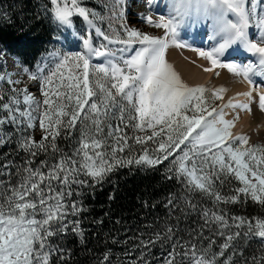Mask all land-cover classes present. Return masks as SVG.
<instances>
[{"label":"snow or ice","instance_id":"snow-or-ice-1","mask_svg":"<svg viewBox=\"0 0 264 264\" xmlns=\"http://www.w3.org/2000/svg\"><path fill=\"white\" fill-rule=\"evenodd\" d=\"M50 2L53 18L61 25L70 28L73 15L82 17L87 38H82V52L52 53L40 62L39 71L31 74L32 80L41 81L42 100L27 88L14 87L20 80L0 74V83L13 85L7 93L0 90V144L11 139L12 133L5 131L11 125L19 133V148L27 153L22 165L9 161L0 166V177L6 178L0 179V264H51L56 255L62 259L65 250L51 238L66 234L70 225L73 233L80 232V221L69 217L77 216L83 208L71 199L88 185L81 177L99 184L117 167L157 166L169 161L172 167L168 171L183 181L184 188L200 191L214 206L236 203L241 196L264 206V145H250L247 136L234 134L238 114L226 119V109L251 111L254 93L259 109L264 110V83L254 79L264 78L262 0H165L164 13L156 19L151 14L143 17L148 25L162 29L161 35L146 34L124 23L125 0H108L105 5L107 32L94 23L105 16L81 6L78 0ZM152 4L153 0H147L146 7L151 10ZM201 27L207 28V40L212 42L207 50L181 39L182 29L195 33ZM250 29L256 32L255 37L250 36ZM93 30L102 38L95 45ZM234 45L256 59L244 64L223 61ZM173 46L188 48L210 62L205 72L227 69L246 82L249 90L218 104L227 89L189 86L166 59ZM94 58L104 59L94 63ZM241 96L245 102H239ZM37 121L45 133L40 142L24 135ZM77 124L75 146L66 152L56 140L61 135L68 139ZM133 144L141 146L142 154L122 155L126 150L133 153ZM40 153L49 158L33 167ZM229 176L240 186L235 194L223 195L216 182L222 186ZM168 203L172 205L171 200ZM186 205L192 211L198 207L191 201ZM200 215L204 224L193 231L208 239V246L177 239L162 264H217V258L229 248L235 255L233 241L241 236L240 229L246 238L264 239V218L233 216L229 223L214 207H201ZM209 224L216 225L215 235L224 237L218 252H212L215 241L202 236ZM233 227L237 231H231ZM160 238L156 233L140 239L137 247L150 250ZM167 238L172 239L171 227ZM178 247L183 248L182 253L177 252ZM144 257L142 250L130 264H150ZM252 259L253 264H264V255Z\"/></svg>","mask_w":264,"mask_h":264},{"label":"trees","instance_id":"trees-1","mask_svg":"<svg viewBox=\"0 0 264 264\" xmlns=\"http://www.w3.org/2000/svg\"><path fill=\"white\" fill-rule=\"evenodd\" d=\"M52 8L50 0H0V53L7 51L19 59L21 67L33 70L41 56L50 52L58 34ZM112 123L115 125L116 121ZM78 129L79 124L68 139L63 135L58 137L57 146L70 152L78 138ZM8 131L12 137L0 144V166L9 161L22 165L27 153L19 148L18 133H14L11 126ZM129 134H132L131 130ZM43 137H35L34 141L40 142ZM149 145H152L151 141ZM140 147L133 144L134 152L130 154L126 150L122 155L139 156L142 154ZM48 158V154L40 153L32 166ZM169 167H172L169 161L157 166L133 164L117 167L99 184H95L91 178L81 177L88 180V185L79 189V194L74 193L71 199L82 204L83 208L77 216L69 217L80 221V232L73 233L70 225L66 234L51 238L53 243L65 250L63 258L53 256L51 264H130L142 250L150 264H162L177 239L191 240L207 247L209 240L197 236L193 231L204 224L201 207H214L229 218V223L233 216L249 220L264 218V206L250 198L245 200L243 196L236 203L221 202L214 206L210 197L200 191L189 192L184 188L183 181L169 172ZM12 171L15 172V168ZM216 184L223 195L235 194L234 190L240 186L231 176L225 179L222 186L219 181ZM169 200L172 205H169ZM186 201L196 203L197 210L192 211ZM177 204L178 207L175 206ZM169 227L172 228L171 240L167 238ZM230 230L237 231L234 227ZM239 231L241 236L233 241L235 255L232 254L233 249L229 248L224 256L217 258V264H224L226 260H230V264H253V257L259 259L264 255V239L246 238L243 236L244 230ZM190 232L192 235H189ZM215 232V224H209L202 231L203 237L215 241L212 252H218L219 245L224 242V237L215 235ZM156 233H160L161 238L150 246V250L137 247L140 239H149ZM177 252L182 253L183 248L178 247Z\"/></svg>","mask_w":264,"mask_h":264},{"label":"rangeland","instance_id":"rangeland-1","mask_svg":"<svg viewBox=\"0 0 264 264\" xmlns=\"http://www.w3.org/2000/svg\"><path fill=\"white\" fill-rule=\"evenodd\" d=\"M147 0H125L124 6V15L125 20L124 23L128 24L130 27L136 30H142L146 34L152 35H161L163 33L162 29H155L152 26L148 25L146 20L143 19L144 16L151 14L154 19L158 17V14L165 12V0H153L152 9L146 7ZM264 2V0H262ZM70 3V0H69ZM81 6H85L92 11H95L98 16H105L104 20L94 19V23L97 26L101 27L102 30L108 31V11L105 5L108 3V0H78ZM91 18V17H90ZM72 19V26L68 28L67 26L61 25L58 22H55L58 30V34L54 40V45L50 52L43 56L36 67L33 70H28L25 67H21V64L16 62V59L11 56L7 51H2L0 53V74L4 75L6 78L11 75L14 80H20L19 84L14 85L17 89H25L27 88L30 92L34 93L36 98L43 99L42 95L40 94L39 89L41 88V81L39 79L32 80L31 74H35L39 71L38 65L42 60H48L52 53L58 54H77L83 51V41L82 38L85 36L87 38V24L83 20L82 17L78 15H73ZM252 36L255 37L256 32L252 30ZM182 33V31H181ZM208 32L207 29L205 30L204 27H201L198 32H190L187 29H184L183 38L184 42L191 43L193 46L199 45V41L201 42L199 47L205 46L208 42L207 36ZM102 38H98L95 36L94 30L92 31V40L93 44L95 45L97 41ZM208 46V45H207ZM239 45H234L233 48L239 49ZM184 54H189L190 49L183 48ZM206 50V48H205ZM242 50L246 52L243 48ZM193 52V51H191ZM246 55H251L249 53H245ZM104 58H94V63H101L103 62ZM13 85H8L7 83H0V90H3L5 93L9 92ZM211 89V88H210ZM7 99V96L5 97ZM222 101H217V103H221ZM258 112L260 111L258 104L255 106ZM240 119V115H239ZM238 119V121H239ZM9 126L5 127V131L9 132ZM13 129V126H11ZM14 131V129H13ZM14 133H16L14 131ZM19 135V133H18ZM24 135H31L32 139L34 140L35 137L43 136L45 133L42 129L39 128V121L36 122V127L33 129H29L28 132L24 133ZM250 145H264V132L260 133V136L251 139L249 141ZM173 158V157H171Z\"/></svg>","mask_w":264,"mask_h":264},{"label":"bare ground","instance_id":"bare-ground-1","mask_svg":"<svg viewBox=\"0 0 264 264\" xmlns=\"http://www.w3.org/2000/svg\"><path fill=\"white\" fill-rule=\"evenodd\" d=\"M204 28L205 30L207 29L206 27ZM181 31V39L184 40V29ZM249 31L250 36H252V29ZM200 43L201 42L199 41V45H196L195 47H199L201 45ZM204 45L205 46H203V48H206L207 50L212 46V42L208 41ZM183 51V48L175 46L170 47L166 53V59L173 65L175 71L181 76V79L189 86L226 88L227 91L224 94V100L221 103H227L228 100L237 96L238 93L249 90V86L246 82H242L240 77L230 74L227 69L217 68L211 72H205V68L211 67L210 62L200 58L197 52L190 51L189 54H184ZM245 53L246 52H244L241 47H239V49L231 48L226 52L225 56L222 57V60L225 62L235 61L237 63L244 64L256 59L255 57L246 55ZM217 73H219L218 76ZM254 79H256L259 83H264L260 82V80L264 78L255 77ZM253 95L255 100L249 104L251 111L226 109V119H235L237 114L240 115V119L239 121H236V126L233 129L234 134L245 135L249 138V141L259 137L262 131L264 132V110L263 112H258L256 110L255 106L258 104V96L256 93ZM239 102H245V98L242 96L239 97Z\"/></svg>","mask_w":264,"mask_h":264}]
</instances>
